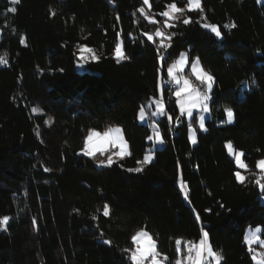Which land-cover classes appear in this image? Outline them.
I'll return each mask as SVG.
<instances>
[{
  "label": "trees",
  "instance_id": "1",
  "mask_svg": "<svg viewBox=\"0 0 264 264\" xmlns=\"http://www.w3.org/2000/svg\"><path fill=\"white\" fill-rule=\"evenodd\" d=\"M171 1L150 0L159 22L150 24L133 16L142 0H19L16 13L0 0V55L9 60L0 65V217H10L0 229V264H131L121 249L141 228L174 261L175 238L198 241L202 227L221 264H254L243 235L259 225L264 238V204L252 182L264 156V2L202 0L220 39L202 27L198 11L187 13L192 23L169 29L176 35L168 62L185 51L214 77L207 130L195 125L191 145L185 118L177 125L159 117L164 146L144 171H127L151 145L149 123H139L137 112L156 95L159 65L156 45L141 34L162 27L155 14ZM117 39L129 57L120 63L112 54ZM78 43L100 57L82 71L75 67ZM163 95L167 112L179 115L167 86ZM109 126L122 128L131 155L97 167L77 153L89 128ZM227 141L246 154L244 184L233 175Z\"/></svg>",
  "mask_w": 264,
  "mask_h": 264
},
{
  "label": "snow or ice",
  "instance_id": "2",
  "mask_svg": "<svg viewBox=\"0 0 264 264\" xmlns=\"http://www.w3.org/2000/svg\"><path fill=\"white\" fill-rule=\"evenodd\" d=\"M182 2L184 3L183 7L178 6V0H172L171 3H167L163 11L155 14L164 18L162 27L158 26L154 32H142L141 34L147 38V41L156 45V58L159 65L157 67L155 85L156 95L148 97L146 104H142L137 112V119L139 121H145L146 119L150 121L151 134L146 137V140L152 142L154 146L164 143V137L156 121L152 119L153 117L167 116L169 123H172L173 119H175L177 125H181L182 118H188L189 140L192 143H196V129L193 127V120L198 124L200 130H207L204 114L210 111L209 101L211 99L210 93L213 90L214 77L202 67L198 57L190 58L185 52H180L177 57L168 62L169 49L172 48L173 37L176 35L175 32L168 30L175 27L176 22L181 20L184 25L192 23L193 21L187 13L198 11L200 20L204 21L202 23L204 29L210 30L217 38H221L222 33L216 24L206 22L202 0H182ZM9 3L13 6L7 8L6 11L16 13L17 9L14 5L18 4L19 0H9ZM145 6H147L148 11H146ZM150 10V0H142V6L136 9L133 16H136L138 13L148 23L158 24L159 22L155 19V16L149 14ZM50 15L54 16L55 13L51 12ZM133 22L138 23L136 20ZM224 27L230 28L234 27V25L226 24ZM19 42L22 45L25 44L23 36L20 37ZM76 49L74 55L78 67H83L90 62H98L100 59L96 50L86 44L78 43ZM112 54L117 63L129 59L123 42L120 39H117ZM8 62L7 53L0 55V65H7ZM189 64L190 72L186 74V67ZM165 70L167 74L166 80L163 75ZM40 71L43 72V69ZM59 71L63 72L64 70L61 68ZM190 77H194L195 81L199 83H194ZM166 86L169 89L170 97H175V104L179 110V115L167 112L163 95ZM194 110H196L195 114ZM32 111L35 113L40 111V109L33 107ZM224 112L226 121L231 123L234 119L233 110L226 107ZM225 147L233 157L236 168L233 175L236 181L244 184L248 177L243 175L240 170L248 169V165L244 160L246 154L243 150L234 149L231 141H227ZM77 154L95 160L97 167H111L129 157L131 151L122 128L120 126H109L103 131L89 128L87 134L83 137L82 146ZM98 155L104 158L97 159ZM152 160L153 155L151 150H149L143 155L142 159L136 161V167L128 168L127 171L140 173L144 171V166L151 163ZM121 167H123V164H121ZM256 168L258 172L253 174L255 179L252 182L264 193V158L256 161ZM44 170L50 171L47 168ZM178 183L181 191L184 192L185 199H187L188 193L185 183L183 180L178 181ZM219 206L221 208L224 207L222 203ZM205 211L210 210L206 209ZM103 215L106 217L110 215V207L107 203L103 205ZM93 219L95 220L96 217L93 216ZM199 219L200 217L197 215L196 220L199 221ZM9 220L10 217L7 215L0 217V229H6ZM35 223L36 220H33V224ZM261 232L260 226L255 228L249 227L243 235V244L247 247V251L254 264H264V251H257L253 247L258 244L260 249H264V238H262ZM130 241L132 246L123 248L121 251L127 254V258L131 264H221L223 260L222 253L214 250L210 243L209 233L203 227L200 229L198 241L187 240L182 237L175 238L176 259L174 261L170 260L167 254L159 251L157 241L143 228L135 231L130 236ZM104 243L111 244V241L105 240Z\"/></svg>",
  "mask_w": 264,
  "mask_h": 264
},
{
  "label": "rangeland",
  "instance_id": "3",
  "mask_svg": "<svg viewBox=\"0 0 264 264\" xmlns=\"http://www.w3.org/2000/svg\"><path fill=\"white\" fill-rule=\"evenodd\" d=\"M258 1V0H257ZM172 2V1H171ZM170 2V3H171ZM262 2H264V0H259V3H262ZM180 7V6H179ZM210 23V22H209ZM163 25V24H162ZM201 25H202V23H201ZM217 25V24H216ZM218 26V25H217ZM219 27V26H218ZM168 31H170V30H168ZM209 32H210V30H208ZM170 32H172V31H170ZM213 34V33H212ZM214 35V34H213ZM215 36V35H214ZM216 37V36H215ZM217 38V37H216ZM217 39H220V38H217ZM185 52V51H184ZM185 53H187L188 54V52H185ZM189 55V54H188ZM201 64V63H200ZM202 65V64H201ZM75 67H76V69L78 70V71H82L83 70V67H78L77 66V64H75ZM203 67V66H202ZM204 68V67H203ZM205 69V68H204ZM206 70V69H205ZM207 71V70H206ZM190 72V64L186 67V74H188ZM207 72H209V71H207ZM192 80H193V82L194 83H199L198 81H195V78L194 77H190ZM167 79V78H166ZM172 90H174V89H172ZM210 95H211V93H210ZM175 98V97H174ZM211 100V99H210ZM209 106H210V101H209ZM153 110H154V107H153ZM196 113V110H194V114ZM205 115V117H206V119L207 118H209V116H210V111L208 112V113H205L204 114ZM159 117H153L152 119L153 120H155L156 121V123H157V119H158ZM185 119H186V121L187 122H189L188 121V118H186L185 117ZM206 119H205V121H206ZM138 120V119H137ZM138 122L139 123H141V124H145V123H149L150 124V121L148 120V119H146L145 121H139L138 120ZM227 122V121H226ZM192 123H193V127L195 128V125H197L198 126V124H196L195 123V120H193L192 121ZM228 123V122H227ZM158 126V125H157ZM198 128H199V126H198ZM97 130V129H96ZM150 130H151V128H150ZM98 131H100V130H98ZM201 131H204V130H201ZM87 134V133H86ZM151 134V133H150ZM188 138H189V132H188ZM190 141V140H189ZM190 143H191V145H193V144H195V143H192L191 141H190ZM164 144L165 143H162V144H158V145H153V143L151 142V145L148 147V149H147V151L146 152H148L149 150H151V152H152V155L154 154V150H156V149H161L163 146H164ZM234 148V147H233ZM227 149V148H226ZM235 149V148H234ZM228 151V150H227ZM229 153V152H228ZM230 155V154H229ZM231 156V155H230ZM232 157V156H231ZM101 158H104V157H100L99 155L97 156V159H101ZM233 158V157H232ZM262 158H264V156L263 157H261V158H259L258 160H260V159H262ZM255 167H256V164H255ZM241 172H242V174L243 175H245V169H241L240 170ZM256 172H258V170H257V168H256ZM260 202L261 203H263L264 204V193H260ZM259 226V225H258ZM249 227H252V228H255V227H257V226H247L246 228H245V230L246 229H248ZM245 232V231H244ZM262 236V235H261ZM253 247H255L256 249H257V251H264V249H260V247H259V245L258 244H256V245H254Z\"/></svg>",
  "mask_w": 264,
  "mask_h": 264
}]
</instances>
